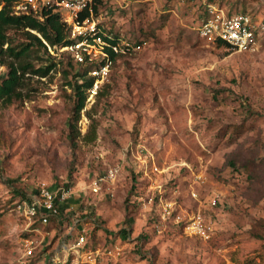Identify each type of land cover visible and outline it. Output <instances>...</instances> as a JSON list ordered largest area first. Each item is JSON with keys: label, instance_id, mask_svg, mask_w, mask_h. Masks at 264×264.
<instances>
[{"label": "rangeland", "instance_id": "374dc122", "mask_svg": "<svg viewBox=\"0 0 264 264\" xmlns=\"http://www.w3.org/2000/svg\"><path fill=\"white\" fill-rule=\"evenodd\" d=\"M209 1L101 0L92 21L129 48L97 79L103 38L42 46L32 29H7L0 78L12 64L18 80L0 98V264H18L13 205L41 184L67 190L51 235L83 231L87 247L110 250L97 264H264V33L246 50L199 37ZM214 1L264 17V0ZM196 213L206 238L176 219Z\"/></svg>", "mask_w": 264, "mask_h": 264}, {"label": "built area", "instance_id": "2783aa9c", "mask_svg": "<svg viewBox=\"0 0 264 264\" xmlns=\"http://www.w3.org/2000/svg\"><path fill=\"white\" fill-rule=\"evenodd\" d=\"M93 3L94 0H13L12 10L16 15H39L42 9H50L57 13L60 20L69 27V33L73 37L76 35L82 37L79 42L69 45L79 48L83 46V41L90 37L98 41L102 38L98 35L97 27L92 21ZM84 12H88V15L81 18ZM196 33L201 38L221 40L231 49L246 50L264 33V17L255 19L251 13H229L213 0L205 3L200 21L196 26ZM112 49L115 52L124 50L119 45H113ZM105 59L102 65L92 71L96 79L105 73L110 61ZM152 164L153 170L158 171L155 163ZM118 171L117 165L109 167L103 177L92 182L91 190L98 192L99 182L112 181ZM66 197V189L53 190L41 184L36 191L15 203L14 211L24 221L22 228L26 233L19 241L21 256L18 264H97L103 253H110L109 249L100 253L97 248L87 247L86 234L77 228L67 231L56 243L51 253L46 250V246L53 238L50 223L53 218L61 216V203ZM176 219L182 220L185 223V229L190 232L208 237L209 226L204 223L201 214L196 213L187 219H182L180 215H177ZM78 222L75 218L73 224L76 225ZM53 253H56L55 258L52 257Z\"/></svg>", "mask_w": 264, "mask_h": 264}, {"label": "trees", "instance_id": "16d2710c", "mask_svg": "<svg viewBox=\"0 0 264 264\" xmlns=\"http://www.w3.org/2000/svg\"><path fill=\"white\" fill-rule=\"evenodd\" d=\"M101 0H94L92 7V15L96 13L97 6L99 5ZM213 1V0H210ZM12 2L13 0H0V48L7 40L6 31L10 27H18V28H29L36 31L38 35L31 33L26 30V32L36 40L42 46H45L42 42V39L45 40L49 45H59V46H69L79 42L82 37L80 35H76L72 39L69 38V27L66 26L64 22L60 20V17L57 13L52 12L50 9H42L39 15L33 14H19L16 15L12 11ZM88 12H84L81 15V18L87 16ZM98 30V27H97ZM98 35H100L105 41V53L109 55V60L114 61L121 55V51H114L112 49L113 45H119L120 38L116 33L111 34V31L108 30L106 32L98 31ZM215 44L218 46H223L226 48H230L228 44L221 40H214ZM128 44L119 45L124 50H127L129 47ZM10 49V48H9ZM28 49L27 46L21 47L17 52H14L15 56H19L22 52ZM1 50V49H0ZM106 61L105 58L100 61L98 65H102ZM94 66H97L96 64ZM18 75L16 68L10 64L8 76L6 78H0V98L10 99L11 94L14 90V85L17 83ZM93 78L85 79L83 83L75 88V97L76 102L74 106V122H77L79 118V112L82 108L84 99L86 95L83 93V88L89 89L92 86ZM67 186V184H66ZM36 191V190H35ZM15 206V204L13 205ZM63 236V235H62ZM57 236H54L49 245L46 246V250L50 253L52 252L54 246L56 245ZM54 245V246H53ZM53 246V247H52Z\"/></svg>", "mask_w": 264, "mask_h": 264}]
</instances>
